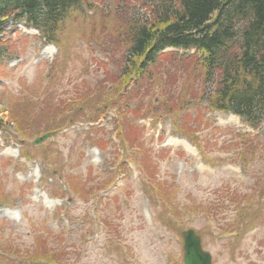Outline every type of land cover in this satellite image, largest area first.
<instances>
[{"label": "rangeland", "instance_id": "1", "mask_svg": "<svg viewBox=\"0 0 264 264\" xmlns=\"http://www.w3.org/2000/svg\"><path fill=\"white\" fill-rule=\"evenodd\" d=\"M141 4L138 0L86 2L80 14H70L59 26V48L42 46L39 33L22 22L6 23L0 37L6 43L2 48L5 57L0 58L2 123L16 127L14 118L27 112L33 132L42 130L46 117L39 115L38 107L48 97L36 94L45 88L57 91L59 97L63 94L60 99L66 103L94 95V83L102 85L103 78L118 73L116 65L123 49L115 44L118 33L113 26L121 25L123 18L146 16ZM40 64L49 67L42 71L48 75L44 81L38 77ZM50 64H56L55 69ZM161 65L162 72H167L162 81L165 89L174 87L168 98H177L183 88L193 84L187 80L192 66L175 67L166 59ZM59 70L60 86L54 89L53 82L47 81ZM154 85L143 80L136 97L122 100L129 110L145 105L142 110H151L148 116L157 118L154 125L149 117L135 119L129 114L124 127L118 129L120 118L111 109L96 122H86V113L76 107L71 116L79 122L40 145L38 154L47 153L48 160L24 162L18 153L22 145L16 141L25 142L26 151L39 146L14 130H0V203L15 213L9 218L0 212V264H31L29 259L32 264H48L56 255L57 264H183L181 234L189 229L200 237L212 264H264V121L255 131L234 115L207 112L205 102L177 114L173 111L172 117L171 104L157 105L163 89L156 88L152 95ZM191 91L199 92L196 83ZM120 109L124 107L120 105ZM12 111L17 115L11 116ZM185 115L192 118L188 123L195 143L202 148L201 155L174 133L173 119L181 124ZM132 133L143 150L150 152L154 181L168 194L167 201L154 198L151 181L130 161L135 150L125 153L130 143L119 136ZM244 135L258 136L253 145L257 152L252 160L245 157L246 165L240 152L243 143H238ZM89 140L97 142L103 152L91 148ZM182 141L190 145V153ZM55 155L60 162L56 159L54 165ZM122 161L127 167L118 174ZM49 164L57 171L54 179L57 175L80 176L87 183L85 190L76 193L72 184L67 196L52 199L46 195L52 199L51 205L39 194L51 192L55 185L53 179L44 182ZM114 178V188L96 189ZM53 191L59 194L58 188ZM243 208L257 216L238 236L231 229L238 228Z\"/></svg>", "mask_w": 264, "mask_h": 264}, {"label": "trees", "instance_id": "2", "mask_svg": "<svg viewBox=\"0 0 264 264\" xmlns=\"http://www.w3.org/2000/svg\"><path fill=\"white\" fill-rule=\"evenodd\" d=\"M88 1L91 0H0V37L2 26L12 19L15 22L24 21L27 26L40 33L45 43L60 47L61 39L57 37L59 26L70 14H80V8ZM138 1L146 9V16L129 20L123 18L121 25L113 26L118 33L115 44L123 49L116 65L118 73L111 78H103V86L94 83L92 92L95 91V94L91 97L79 96L77 101L70 103L62 101L60 97L63 94L59 97L57 91L49 92L45 88L44 91L37 92V97H48L46 104L38 107L39 115L46 117V127L33 132L30 128L32 118L27 112L26 115L19 112L18 118H14L16 127H13L18 135L33 138L48 131L59 132L76 107L86 113L84 118L90 122L104 116L108 110H114L120 118L118 129H122L129 114L138 119L146 118L151 113V110H142L145 105L129 110L127 102L122 103V100L138 95L137 88L143 80L155 84L152 95L156 93V88L163 89L156 103L164 107L171 104L169 109L172 117L174 113L187 111L190 106L205 102L208 112L231 113L252 130L259 129L264 121V0ZM5 44L0 38L1 59L5 57L2 50ZM165 49L173 51L163 53ZM180 51L183 54H179ZM189 51L194 53L188 55ZM164 59L175 67L192 66L193 72L187 80L194 81L192 85L196 83L199 92H192L190 85L183 88L177 98H168L174 87L167 90L162 83L167 76V72H162L161 62ZM55 67L56 64L51 68ZM42 71L43 69L39 71L38 77H43L44 81L48 75H43ZM59 72L60 70L53 76L49 75L50 79L47 81L53 82L54 89L60 86L61 78L57 77ZM38 77L37 80L42 84L43 81ZM0 78H3L1 73ZM105 84L110 86L107 88ZM120 105L124 107L123 111ZM13 115L17 113L12 111L11 116ZM197 118V123L200 124V114ZM190 119L189 115H185L181 124L173 119L172 125L175 132L195 143L194 132L190 130L188 123ZM0 127H3L1 120ZM119 138L122 142L130 143L125 153L135 150L131 162L151 181L154 198L160 202L167 201L168 194L161 184L154 181L156 170L150 166L149 151L143 150L133 133L127 137L120 135ZM257 139L258 136L253 139L250 135L238 138V143H243L244 147L240 150L243 165L254 158L257 148L253 145ZM195 145L201 155L202 148L199 143ZM112 184L113 181L109 180L100 189ZM238 216V228L231 231L241 236L255 223L257 212L251 215L247 208H243ZM55 259H58L57 255L49 263L57 264Z\"/></svg>", "mask_w": 264, "mask_h": 264}, {"label": "water", "instance_id": "3", "mask_svg": "<svg viewBox=\"0 0 264 264\" xmlns=\"http://www.w3.org/2000/svg\"><path fill=\"white\" fill-rule=\"evenodd\" d=\"M49 135H45L35 141V144L45 140ZM183 239V264H211V257L201 250L200 239L192 230L182 233Z\"/></svg>", "mask_w": 264, "mask_h": 264}, {"label": "bare ground", "instance_id": "4", "mask_svg": "<svg viewBox=\"0 0 264 264\" xmlns=\"http://www.w3.org/2000/svg\"><path fill=\"white\" fill-rule=\"evenodd\" d=\"M182 145L184 146V148L188 151H192V149L190 148V146L186 143V142H182ZM3 213H5L6 215H15L14 211L11 212L10 210H4ZM11 213V214H10Z\"/></svg>", "mask_w": 264, "mask_h": 264}]
</instances>
